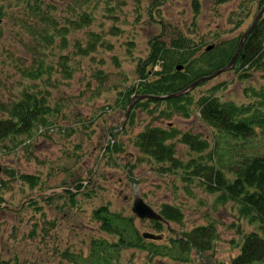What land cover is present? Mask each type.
Returning a JSON list of instances; mask_svg holds the SVG:
<instances>
[{"label": "rangeland", "instance_id": "obj_1", "mask_svg": "<svg viewBox=\"0 0 264 264\" xmlns=\"http://www.w3.org/2000/svg\"><path fill=\"white\" fill-rule=\"evenodd\" d=\"M33 3L47 10L52 20L31 11ZM263 5L264 0H0V103H11L30 91L55 110L51 125L0 143V193L11 206L0 211V261L95 264L93 238L110 243L116 239L100 229L92 214L106 205L134 217L146 244L152 240L165 247L164 254L152 253L147 246L105 248L102 255L109 251L110 264H229L239 253L244 234L259 230V223L241 216L235 201L221 202L216 192L207 191L198 175L169 168L140 151L136 135L148 126L172 125L182 133H197L210 147L199 154L176 137V157L183 164L196 158L227 167L241 151L264 152V132L246 141L225 138L202 122L196 106L189 118L178 113L168 117L164 103L136 105L144 99L138 100L129 89L144 80L139 68L148 73L146 80L158 77L153 70L161 69L160 62L144 65L152 42L161 41L170 50L172 42L185 44L198 58L199 68L207 71L205 59H200L212 50L206 47L239 38ZM82 12L92 21L74 28L73 20ZM62 29L64 36L59 34ZM39 64L46 70L30 77ZM180 64L186 70V62L173 67ZM236 67L203 80L189 92L198 98L216 90L223 101L252 102L251 90L264 87V64ZM1 117L7 114L0 110ZM113 141L116 147L106 152ZM212 150L215 157L209 159ZM25 173L39 176V184L32 188L24 183L20 174ZM136 195L156 211L165 203L178 206L182 221H166L157 228L153 220L139 218L132 212ZM209 224L216 230L210 249L197 253L193 248L181 258L172 239ZM145 231L162 237L144 238Z\"/></svg>", "mask_w": 264, "mask_h": 264}, {"label": "trees", "instance_id": "obj_2", "mask_svg": "<svg viewBox=\"0 0 264 264\" xmlns=\"http://www.w3.org/2000/svg\"><path fill=\"white\" fill-rule=\"evenodd\" d=\"M222 1L227 0H218V2ZM30 6L31 11L38 14V17L42 20L47 22L52 20L51 14L42 8L39 3H33ZM194 6L197 8L198 3H194ZM91 21V15L82 12L78 19L73 20V24H75L73 27L81 28L90 24ZM59 34L64 36L65 31L62 29ZM49 37H51V34ZM241 37L223 40L216 43L212 50L202 53L200 59H205L209 67L207 71L199 68L200 66L197 65L200 64L198 58H193V51L187 52L185 44L172 42L171 45L174 48L170 50L166 49L161 41H154L144 65L160 62L161 69L159 71L153 70L158 77L146 80L145 78L149 77L148 73L139 68L138 71L144 80L138 83V86H133L129 90L134 92L135 97L139 94L166 95L181 91V89L190 85L193 80L226 65L237 49ZM45 38H48L47 35ZM242 47L234 67L239 64L236 68L243 70L245 66L255 67L256 65L259 67L264 64V16L258 20L254 29L247 35ZM169 61H171L170 66ZM178 62H186V70L180 71L176 69V66L173 67ZM41 64L38 65L39 68L36 71H31L28 75L37 78L46 70ZM242 74L240 73V75ZM217 88L218 86L214 89ZM251 91L253 94L252 102L246 104H237L230 100L223 101L216 94V90H213L208 94L203 93L198 98H194L190 92L180 96H171V98L156 99L150 97L139 100L136 105L142 102L164 103L166 107L164 110L166 114L164 115L170 117L172 113H178L187 118L192 115L193 106H196L202 122L207 123L221 136L246 141L248 138L257 137L259 132H264V87ZM130 101L131 99H128V104ZM0 110L7 114V117L0 118V143L10 137L31 136L34 129L51 125L49 117L55 111L43 96L41 97L30 91H24L19 99L11 101V103L1 102ZM176 137L181 143H185L192 151L199 154L210 147L208 140L202 139L197 133L189 131H183L182 133L173 125L169 127H146L136 135L135 145L140 151L148 154L157 162L168 164L169 168H186L185 172L188 175H198L201 177L207 191L216 192L218 194L217 198L221 202L235 201L238 204L241 216L248 218L250 222H258L259 230H252L244 234L239 253L232 257L229 264L264 263V152L249 151L246 153L241 151L238 153V159L229 161L227 167L219 166L218 163L214 165L205 164L196 158L183 164L175 155L174 139ZM241 143L244 144V142ZM114 147H116L115 142H109L104 150L109 152ZM214 153L215 150L209 151V159L215 157ZM190 166L191 169L187 170ZM229 172L233 174V177L227 175ZM10 174L14 176L13 171ZM20 179L24 183L27 182L32 188L39 184V176L37 175L20 174ZM1 184H3L2 181ZM81 186L82 183H79L76 188L79 189ZM66 190L67 193L74 195L70 189ZM4 202L0 193V211L5 208L11 209V206ZM159 211L165 221L181 222L183 219V212L178 206L165 203ZM92 214H94V218L99 220L100 229L116 236L112 243L93 238L92 251L96 255V260L93 263L110 264L112 257L109 256V251H105L104 255H102V251L105 248L109 250L114 246L117 250L126 247L147 246L146 248L152 253L164 254L163 248L165 247L162 248V246L153 244L152 240L148 241L147 244L144 242L135 227V223H133L134 217L110 211L106 205L94 209ZM153 222L157 228H160L163 224V222L157 220ZM215 235L216 230L212 224L198 225L186 232H180L172 240L173 245L178 249L179 256L186 258L184 252L190 249L194 248L197 253L209 250ZM0 264H7V262L0 261Z\"/></svg>", "mask_w": 264, "mask_h": 264}, {"label": "water", "instance_id": "obj_3", "mask_svg": "<svg viewBox=\"0 0 264 264\" xmlns=\"http://www.w3.org/2000/svg\"><path fill=\"white\" fill-rule=\"evenodd\" d=\"M264 9V5L263 7L256 13L257 15L255 16V18L253 19V22L251 23V26L249 28H247L243 34H242V38L240 39L238 45H237V49L235 50V52L233 53V56L231 57V60L224 65L223 67L214 70L212 73L207 74V75H202V77H199L195 80H193V82L188 85L187 87L181 89V91H177V92H172L171 94H166V95H154V94H140L137 99H145V98H156V99H160V98H171V96H180L182 94L188 93L189 91H191L195 86H197L198 84L202 83L203 80L205 79H211L213 78V76H216L217 74H220L222 72H224L225 70L231 69L234 64L235 61L237 59V56L239 55L240 51L242 50V46L244 43V40L247 38V35L254 29V27L256 26V23L258 22V20L261 18L262 16V12ZM212 45H209L206 47V50H210L212 49ZM182 68V64L177 65L176 69L177 70H181ZM132 105H129V108L127 109L126 112V118H128L129 116V111L131 109ZM133 206H132V212H134L139 218L144 219V218H148L150 220H157V221H164L161 213L159 211H156L152 208L151 205H149L146 201H143L142 198L139 195H136L134 200H133ZM142 236L145 238H149V239H159L162 237V234H158V233H152L150 231H145L142 233Z\"/></svg>", "mask_w": 264, "mask_h": 264}]
</instances>
